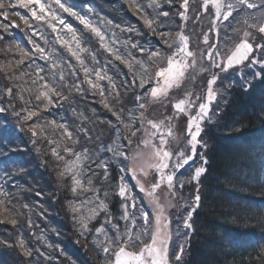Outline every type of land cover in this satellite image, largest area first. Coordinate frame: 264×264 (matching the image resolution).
Returning <instances> with one entry per match:
<instances>
[{
	"label": "snow or ice",
	"instance_id": "snow-or-ice-1",
	"mask_svg": "<svg viewBox=\"0 0 264 264\" xmlns=\"http://www.w3.org/2000/svg\"><path fill=\"white\" fill-rule=\"evenodd\" d=\"M127 3L148 33L156 37L154 45L146 41V47L145 43H141L137 38L138 29L112 25L114 29L128 33V38L120 41L116 31L102 30L89 15L78 11L71 0H0V21H3L0 22V57H3L0 59V74L8 82L0 89V114L11 111L15 119L26 126L34 145H49L48 154L56 164L57 183L71 193L66 207L73 224L85 239L89 234L95 236L91 242L102 255L101 264H182L185 254L183 244L172 248L170 255L173 223L177 237L182 231L187 237V230L193 229V215L201 201L198 185L207 171L204 166L208 163L207 158L201 157L202 166L195 167L188 176L182 170L190 161H194L198 149L208 147L204 139V125L217 115L213 104L219 108L218 98H222L224 92L234 86V82L225 84L224 79L229 77L224 75L222 79V74L241 66L264 63V43L260 42L264 41V0H200L195 6L190 0H180L175 15L179 16L182 24L177 26L179 30L176 32L171 31L166 23L171 15L164 4L171 6V0H149L147 5L142 0H127ZM146 7L155 10V15L150 17L145 11ZM16 8L26 10L23 15L19 11L14 13L25 25L24 29L16 21L8 19ZM193 8L192 19L195 21L199 22L204 16L211 17L207 32L202 33L203 45L192 43L190 34H185L188 13ZM91 11L88 5L87 12ZM241 15L242 20L237 23L241 24L242 30L231 24ZM66 16L79 21L114 61H119L128 69L129 74L121 78L119 88L113 77L107 75V64L102 67L95 64L91 68L88 66L82 54L89 52V49L82 46L81 38L73 25L66 22ZM226 22L224 43L221 45V26ZM106 23L111 24V21ZM228 28L237 33L236 40L232 39ZM12 30L28 33L25 39L32 51L14 42ZM47 30L53 34L56 44L64 48L79 65V68L69 69V78L76 77L70 84L66 83L63 65L55 49L48 47ZM209 34L214 36L211 43ZM34 36L45 46L37 43ZM257 51L259 58L254 55ZM90 55L95 62V54ZM81 72L82 78L79 75ZM199 73H206L203 77L204 92H185L183 98L173 101L170 92L180 88L186 80H195ZM251 76L252 79L245 84L246 88H251L255 79L264 80V68L260 73L252 72ZM26 78L30 79V85ZM101 81H107L109 85L107 96ZM218 82L222 87L218 86ZM14 88L17 89L15 94ZM121 88L125 92L131 90V102L135 105L133 109L126 111ZM65 92L99 95L103 108L114 118L102 122L111 130L108 137L111 143L104 141L102 145L94 144L93 141L99 140L101 134L93 133L86 127L70 129L66 122L58 123L56 119L41 122V112L68 100ZM24 93L28 94V99H25ZM13 101L22 102L19 109ZM165 102L172 115L150 119V107H165ZM180 116L185 118V127L183 136L177 137L172 121ZM49 128L53 132L59 130V139L46 134ZM81 137L83 144H80ZM77 144L79 151L75 150ZM88 145H92L91 148ZM141 148L144 149L142 162L138 159ZM0 155H3L2 151ZM113 169H118V176L114 178L117 179L115 194L120 198L118 217L110 213L108 193L103 192L101 198V189L96 186L101 179L109 180ZM23 171L18 170L20 173ZM149 171L153 173L155 181L150 188L146 189L136 179L135 186L149 201L147 205H138L125 177L135 179L147 176ZM3 175L5 180L0 182V223L15 226L25 215L22 210L31 213L38 205L30 207L28 203H20L19 196L9 191L7 186L15 173L4 171ZM192 184L197 185L196 190L185 199L184 189ZM12 186L20 187L16 184ZM160 189L167 190V198L163 202L157 196ZM36 195L40 196L41 193L37 192ZM102 213L101 223L98 218ZM38 214L43 217L45 213L40 211ZM93 221H97L98 226ZM27 225L31 230L30 216ZM40 239L37 237V240ZM0 245L14 248L24 258V264H31L37 256L51 260V256L30 247L22 235L11 244L0 240ZM39 264H43V261Z\"/></svg>",
	"mask_w": 264,
	"mask_h": 264
},
{
	"label": "trees",
	"instance_id": "trees-1",
	"mask_svg": "<svg viewBox=\"0 0 264 264\" xmlns=\"http://www.w3.org/2000/svg\"><path fill=\"white\" fill-rule=\"evenodd\" d=\"M124 2L128 5L127 0ZM178 2L179 0H171V6L165 4L171 15V19L166 23L173 32L178 31L177 26L182 24L181 19L173 15L176 13L175 8L179 7ZM190 3L195 6L200 2L190 0ZM118 6L119 8L128 7ZM120 11L126 10L120 8ZM193 11L194 8L188 13L189 20L185 34H190L192 40L197 39L203 43L202 33L208 30L209 18L204 16L197 22L192 19ZM148 13L151 17L155 15V10L149 8ZM136 21L135 24L130 25L139 30L137 38L141 43L147 41L154 45L156 37L150 35L148 30ZM127 23L129 24L130 21L127 20ZM116 35L120 41L128 38V33L119 31ZM213 37L209 34V42ZM80 38L81 44L89 49V52L82 54L86 63L92 67L94 64L96 67L107 64V75L114 77L119 88L121 78L129 74L128 69L119 61H114L92 35L82 32ZM5 39L7 40L8 37ZM260 42L264 43V41ZM145 46L147 47L148 43H145ZM90 53L95 54V62ZM68 61L70 63H67ZM73 64L78 65L68 56L63 69L68 70ZM67 73L69 72H65ZM7 83L0 74V89H3ZM13 91L15 94L17 89L14 88ZM120 91L126 111L133 109L130 107L132 105L131 90L125 92L121 88ZM69 94L68 100L41 113L42 123L56 119L60 115L56 119L58 123L67 121L70 129L80 128L82 110H87L88 113L98 104H96L97 101L89 102L86 97L81 99L83 96H80V93ZM92 95L94 97L96 94L88 93L89 98ZM231 95L230 103L221 110L217 122L208 127L206 137L210 145L209 164L206 174L201 179V202L195 214L196 233L190 238L191 243L184 264H264V213L258 211L256 206L257 201L264 202V80L254 81L248 90L244 87L233 89ZM24 96L28 99L27 93H24ZM13 103L19 109L22 102L13 101ZM97 110V127L100 132H107L108 126L102 122L114 120V118L105 110L103 112L101 108ZM3 115L5 123H8V127H11L13 131V136L9 140L2 141V146L6 145L2 147L6 156L0 160V171L15 173L7 184L9 191L19 196L20 203H28L30 207L42 206V202L46 199L45 204L50 209L47 213L45 212L47 218L43 216V220L38 214L40 210L35 207L31 213L22 210L25 215L20 217L15 226L10 223H0V240L15 239L25 235L26 241L30 247H34V250L38 248L45 256H49V252L54 254L50 255L51 260L47 263L44 262L45 259L42 260L43 257L37 256L31 264H39L40 261H43V264H101L102 255L97 248L84 246L79 240L82 236L69 229L73 221L66 205L71 193L66 192L64 187L57 183L54 171L56 164L48 154L49 145L47 143L34 145L26 131V126L21 125L11 111ZM87 128L95 133L91 125ZM58 133L59 130L53 132L49 128L46 134L53 139H59ZM80 141H84L83 137ZM16 148L21 151H16ZM8 149H14V151ZM26 151L34 153L33 158L28 161L29 165L21 156H18ZM13 153L16 155L12 157ZM19 169L24 171L20 173ZM117 176L118 169H113L110 172L109 181H100L96 185L101 189V198H103V192L108 193L107 202L112 204L110 211L114 217H118L120 212V203L114 189L117 184L114 178ZM4 180V176L0 178V182ZM13 184L19 185L21 191L13 187ZM37 192L41 195L37 196ZM262 208L264 209V205ZM29 216L33 225L31 230L27 225ZM38 219L45 229L43 231L39 229L38 237L41 239L36 244L32 233L37 229L36 220ZM98 220L102 223L103 217H99ZM87 239L92 241L95 236L90 234ZM0 264H24V258L20 257L14 248L0 245Z\"/></svg>",
	"mask_w": 264,
	"mask_h": 264
},
{
	"label": "rangeland",
	"instance_id": "rangeland-1",
	"mask_svg": "<svg viewBox=\"0 0 264 264\" xmlns=\"http://www.w3.org/2000/svg\"><path fill=\"white\" fill-rule=\"evenodd\" d=\"M221 45H223V44H221ZM230 47V46H229ZM248 70H250V69H248ZM248 70L247 69H243L241 72H240V74H243V73H247L248 72ZM253 72V71H252ZM243 79L245 78V76H243L242 77ZM183 94H181V93H175V98H183ZM178 120V118L177 119H175V122ZM188 176V175H187ZM191 186V188H189L188 186H186L185 187V189H184V194H185V199H188L192 194H194V192H195V190H196V187L192 184V185H190ZM187 191V193H186V191ZM183 194V195H184ZM187 194H189V195H187ZM167 198V195L164 197V200ZM46 199L42 202L43 204H42V206H39L38 207V209L40 210V211H44V213L46 212H48L49 211V209H50V207L49 206H47V204H45L46 203ZM182 203V202H181ZM46 213L44 214V218H47V215H46ZM40 219H42V217H40ZM40 219H38V220H36V224H37V229L34 231L35 232V235H32L33 236V238L35 239V242H36V244H37V242L39 241V240H37V237L39 236V234H38V231H39V229H42V231H43V229H45V227L43 226V225H41V221H40ZM43 220V219H42ZM42 234V233H41ZM23 236V238L26 240V236L25 235H22ZM31 239H32V237H31ZM33 239V240H34Z\"/></svg>",
	"mask_w": 264,
	"mask_h": 264
},
{
	"label": "bare ground",
	"instance_id": "bare-ground-1",
	"mask_svg": "<svg viewBox=\"0 0 264 264\" xmlns=\"http://www.w3.org/2000/svg\"><path fill=\"white\" fill-rule=\"evenodd\" d=\"M116 181H117V179H116ZM264 205V202H262V201H257L256 202V206H257V209H258V211H260V212H262V213H264V209L262 208V206ZM73 233H76L77 234V232H78V230H77V228H76V226L73 224V223H71L70 224V228H69ZM54 255L52 252H49V256L50 255ZM42 260H44V259H42ZM47 261L48 260H44V262L45 263H47Z\"/></svg>",
	"mask_w": 264,
	"mask_h": 264
}]
</instances>
